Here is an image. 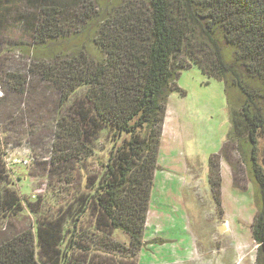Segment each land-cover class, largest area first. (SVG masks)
I'll use <instances>...</instances> for the list:
<instances>
[{
  "label": "trees",
  "instance_id": "16d2710c",
  "mask_svg": "<svg viewBox=\"0 0 264 264\" xmlns=\"http://www.w3.org/2000/svg\"><path fill=\"white\" fill-rule=\"evenodd\" d=\"M78 7L65 0H0V56L13 50L30 60L25 72L0 78L6 91L0 108L12 96L26 99L27 118L40 109L42 102H29L32 79L49 85L62 108L86 89L58 116L51 158L65 182L86 183L79 205L68 209L70 244L62 248L63 217L45 220L36 231L1 240L0 264H138L168 100L187 96L177 82L193 66L223 83L231 125L222 153L209 161L211 188L220 204V161L229 162L226 148L235 146L255 187L252 238L260 246L256 264H264V0H94ZM11 21L21 25L23 40L9 41ZM106 131L112 147L96 158ZM94 159L99 174L82 180ZM21 211L0 143V221ZM87 214L95 221L92 234L79 231ZM115 231L128 237V246L114 239ZM77 234L130 263L76 255L85 250Z\"/></svg>",
  "mask_w": 264,
  "mask_h": 264
},
{
  "label": "rangeland",
  "instance_id": "374dc122",
  "mask_svg": "<svg viewBox=\"0 0 264 264\" xmlns=\"http://www.w3.org/2000/svg\"><path fill=\"white\" fill-rule=\"evenodd\" d=\"M70 1L82 8L94 0H65ZM9 24L14 32L9 41L23 40L19 22ZM29 63L16 51H3L0 78L4 79L9 71L25 72ZM177 84L187 96L182 98L174 93L168 100L169 115L164 122L154 176L145 247L137 257L138 264H256L260 246L252 238L255 187L235 146L226 148L230 163L225 158L220 161V204L210 185V158L222 153L231 128L224 85L206 77L195 66L181 73ZM5 92L0 84V98ZM30 92L29 102L33 107L43 103L33 115H28L30 119L25 114L24 98L9 96L0 108V120L11 118L13 123V126L9 121L7 126L0 125V143L9 187L19 196L22 206L17 216L0 221V241L23 231H36L45 220L63 217L67 233L62 248L67 249L73 234L68 209L79 205L78 197L85 191L86 183L82 181L75 186L65 182L66 173L55 171L51 158L58 116L66 114L86 89L76 93L63 108L56 92L38 79L31 80ZM111 147L108 132L101 133L96 143V158H105L103 150ZM259 153L261 157L264 155V139ZM95 161L86 164V172L80 173L82 180L87 175L99 174ZM78 225L80 233L92 234L95 230L90 214ZM76 237L75 241L85 247L76 255L83 253L97 261L130 263L123 254L100 248L95 238H80V234ZM114 239L128 246L129 239L123 233L115 231Z\"/></svg>",
  "mask_w": 264,
  "mask_h": 264
},
{
  "label": "water",
  "instance_id": "95a60500",
  "mask_svg": "<svg viewBox=\"0 0 264 264\" xmlns=\"http://www.w3.org/2000/svg\"><path fill=\"white\" fill-rule=\"evenodd\" d=\"M224 228H225L224 226L221 227V231H222V232H223ZM261 249H262V251H263V253H264V244L261 246Z\"/></svg>",
  "mask_w": 264,
  "mask_h": 264
},
{
  "label": "crops",
  "instance_id": "0c3cea01",
  "mask_svg": "<svg viewBox=\"0 0 264 264\" xmlns=\"http://www.w3.org/2000/svg\"><path fill=\"white\" fill-rule=\"evenodd\" d=\"M169 115V110H167V116Z\"/></svg>",
  "mask_w": 264,
  "mask_h": 264
}]
</instances>
